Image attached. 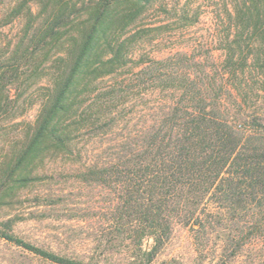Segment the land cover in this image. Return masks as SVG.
<instances>
[{
	"label": "trees",
	"instance_id": "obj_1",
	"mask_svg": "<svg viewBox=\"0 0 264 264\" xmlns=\"http://www.w3.org/2000/svg\"><path fill=\"white\" fill-rule=\"evenodd\" d=\"M235 2L238 23L254 22L260 30L264 0ZM155 4L97 0L73 17L71 7L58 2L27 29L33 47L50 48L49 60L57 56L55 70L36 121L22 124L0 159V208L58 160L76 163L85 180L118 183L120 202L109 224L119 236L132 235L128 264H150L177 223L190 225L199 239L225 226L226 242L237 250L264 241V118L223 99L246 90V83L235 82L245 71L211 72L183 52L159 60L139 54L142 42L168 28L146 24ZM12 12V18L25 12L35 21L26 3ZM58 45L62 51L51 54ZM28 52L29 44L0 56V117L17 103L8 85L40 72L19 69L21 59L31 58ZM184 61L192 67H182ZM220 76L229 84L219 83ZM0 226V238L44 259L84 264L18 238L11 221ZM145 238L153 241L150 250L141 248Z\"/></svg>",
	"mask_w": 264,
	"mask_h": 264
},
{
	"label": "rangeland",
	"instance_id": "obj_2",
	"mask_svg": "<svg viewBox=\"0 0 264 264\" xmlns=\"http://www.w3.org/2000/svg\"><path fill=\"white\" fill-rule=\"evenodd\" d=\"M95 1L0 0V56L13 54L18 47L29 44L31 58L21 59L19 69L23 73L40 69L38 74L28 79L24 75L23 80L7 87L10 100L17 103L15 110L0 117V159L24 130L22 124L36 121L42 98L50 86L49 74L55 70L53 61L57 56L49 60L46 54L50 48L33 47L27 29L42 22L58 2L68 4L73 17H77ZM235 1L156 0L145 22L168 28L153 33L154 40L142 42L139 54L159 60L183 52L195 56L201 62L199 68L211 72H224L231 67L245 71L244 75L239 72L235 82L246 83V90L226 93L223 99L231 106L236 100L244 103L248 111H257L264 118V22L258 31L254 22L239 24ZM25 3L35 21L25 12L11 17L13 9ZM228 9L234 18L229 16ZM239 26L241 29L236 28ZM60 51V45L51 48V54ZM229 55L234 58L230 60ZM244 57L247 62H243ZM181 65L192 67L186 61ZM218 82L229 84L227 76H220ZM76 165L63 160L49 165L48 173L43 171L42 178L31 182L15 202L8 201L0 208V224L11 221V233L18 238L70 260L84 264H128L132 235L119 236L109 224L114 207L120 202V186L115 182L85 180L79 176ZM228 233L227 227L220 226L207 230L199 239L190 225L177 223L150 264H264V241L248 242L237 250L226 242L224 235ZM152 246L153 241L145 238L141 248L150 250ZM0 264L56 263L0 238Z\"/></svg>",
	"mask_w": 264,
	"mask_h": 264
}]
</instances>
